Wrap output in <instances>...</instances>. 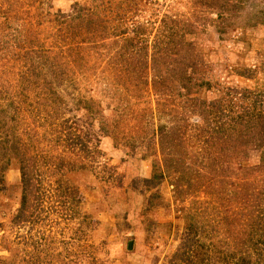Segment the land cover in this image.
Segmentation results:
<instances>
[{
    "label": "rangeland",
    "instance_id": "1",
    "mask_svg": "<svg viewBox=\"0 0 264 264\" xmlns=\"http://www.w3.org/2000/svg\"><path fill=\"white\" fill-rule=\"evenodd\" d=\"M0 264H264V0H0Z\"/></svg>",
    "mask_w": 264,
    "mask_h": 264
},
{
    "label": "trees",
    "instance_id": "2",
    "mask_svg": "<svg viewBox=\"0 0 264 264\" xmlns=\"http://www.w3.org/2000/svg\"><path fill=\"white\" fill-rule=\"evenodd\" d=\"M23 176V175H22ZM24 203H25V198H24ZM24 203H23V205H24ZM18 217H19V214H18ZM247 259H249V260H247V261H250V257L248 256V258ZM238 261V260H237Z\"/></svg>",
    "mask_w": 264,
    "mask_h": 264
}]
</instances>
